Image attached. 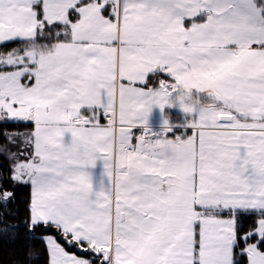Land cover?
Listing matches in <instances>:
<instances>
[{
    "label": "snow or ice",
    "instance_id": "snow-or-ice-1",
    "mask_svg": "<svg viewBox=\"0 0 264 264\" xmlns=\"http://www.w3.org/2000/svg\"><path fill=\"white\" fill-rule=\"evenodd\" d=\"M0 264H264V0H0Z\"/></svg>",
    "mask_w": 264,
    "mask_h": 264
},
{
    "label": "rangeland",
    "instance_id": "rangeland-1",
    "mask_svg": "<svg viewBox=\"0 0 264 264\" xmlns=\"http://www.w3.org/2000/svg\"><path fill=\"white\" fill-rule=\"evenodd\" d=\"M173 115H174V118L175 119H176V116L177 115H180V118H181V114L178 111L177 112H174ZM158 122H159V117L157 116V117L154 118L153 124H158Z\"/></svg>",
    "mask_w": 264,
    "mask_h": 264
},
{
    "label": "trees",
    "instance_id": "trees-1",
    "mask_svg": "<svg viewBox=\"0 0 264 264\" xmlns=\"http://www.w3.org/2000/svg\"><path fill=\"white\" fill-rule=\"evenodd\" d=\"M19 207H20V211L22 212L23 211V205L21 204Z\"/></svg>",
    "mask_w": 264,
    "mask_h": 264
},
{
    "label": "crops",
    "instance_id": "crops-1",
    "mask_svg": "<svg viewBox=\"0 0 264 264\" xmlns=\"http://www.w3.org/2000/svg\"><path fill=\"white\" fill-rule=\"evenodd\" d=\"M181 118H180V115H177L176 116V120H180ZM155 125V124H154Z\"/></svg>",
    "mask_w": 264,
    "mask_h": 264
}]
</instances>
